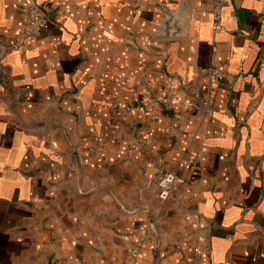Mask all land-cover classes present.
<instances>
[{
    "label": "crops",
    "instance_id": "crops-1",
    "mask_svg": "<svg viewBox=\"0 0 264 264\" xmlns=\"http://www.w3.org/2000/svg\"><path fill=\"white\" fill-rule=\"evenodd\" d=\"M35 1L16 48L0 0V264H264V0Z\"/></svg>",
    "mask_w": 264,
    "mask_h": 264
},
{
    "label": "built area",
    "instance_id": "built-area-1",
    "mask_svg": "<svg viewBox=\"0 0 264 264\" xmlns=\"http://www.w3.org/2000/svg\"><path fill=\"white\" fill-rule=\"evenodd\" d=\"M231 0H215L214 11L216 15V25L219 26L222 20V10L226 3ZM25 33L22 38L16 41L14 46L20 48L24 45L25 38L36 34L42 30L48 20L47 13L44 11L35 0H26L25 2ZM222 76V69L220 67H212L208 70L206 80L209 83L215 82ZM176 93L173 90H168L163 96L151 97L148 94H144L140 100L141 108L147 113L149 119L154 120L157 117V110L155 104L157 102H165L168 108H174L176 100ZM133 109V104H128L124 107V112L129 113ZM157 196L166 201L172 197V195L181 187L186 186L184 178L179 176L173 171H167L159 176L156 180ZM200 250H197V252ZM134 255L141 254V246L138 245L133 249Z\"/></svg>",
    "mask_w": 264,
    "mask_h": 264
},
{
    "label": "water",
    "instance_id": "water-1",
    "mask_svg": "<svg viewBox=\"0 0 264 264\" xmlns=\"http://www.w3.org/2000/svg\"><path fill=\"white\" fill-rule=\"evenodd\" d=\"M167 24V23H166ZM174 29H175V31H178V27L175 25V26H172ZM168 26H166V32H168V29H170V28H168ZM48 264H57V261H54L52 258H51V260H50V262L48 263Z\"/></svg>",
    "mask_w": 264,
    "mask_h": 264
}]
</instances>
